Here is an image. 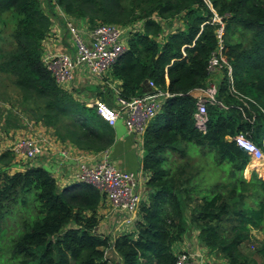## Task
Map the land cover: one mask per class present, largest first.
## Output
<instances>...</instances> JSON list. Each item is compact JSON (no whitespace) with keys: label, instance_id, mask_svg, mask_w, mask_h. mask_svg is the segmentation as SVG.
Instances as JSON below:
<instances>
[{"label":"trees","instance_id":"1","mask_svg":"<svg viewBox=\"0 0 264 264\" xmlns=\"http://www.w3.org/2000/svg\"><path fill=\"white\" fill-rule=\"evenodd\" d=\"M47 1L85 20L89 28L140 22L108 79L116 81L119 96L127 100L145 94L149 80L169 96L143 136L141 169L148 175L149 190L131 232L113 239L95 232L102 194L89 184L76 181L60 188L40 166L13 173L0 168V246L6 221L19 218L6 249L12 264H108L107 248L121 264H175L174 245L194 230L200 245L228 264H255L241 246L264 224V177L255 171L249 179L243 177L250 157L230 137L243 133L257 145L264 143V0ZM53 11L40 0H0V14L10 13L14 23L12 47L0 55V73L12 77L27 111L33 110L30 104L37 106L38 122L61 142L83 151L105 150L114 142L113 128L93 106L58 86L43 63V40ZM215 15L224 22L234 89L224 69L217 93L221 105L208 106L206 127L200 130L191 92L209 81L208 61L217 49ZM155 17H179L182 26L165 34ZM242 32L250 34L246 44ZM111 90L107 88L114 95ZM15 122L13 126L22 125L18 117ZM190 152L206 157L214 153L215 165L226 172L223 182L205 187L197 172L185 171L179 162ZM11 159L9 151L0 155L3 165ZM256 254L264 263V245Z\"/></svg>","mask_w":264,"mask_h":264},{"label":"built area","instance_id":"2","mask_svg":"<svg viewBox=\"0 0 264 264\" xmlns=\"http://www.w3.org/2000/svg\"><path fill=\"white\" fill-rule=\"evenodd\" d=\"M56 7L61 8L58 5ZM61 16L72 50L45 54L43 52L42 60L56 84L72 92H75L73 89L74 80L78 72L86 76H103L126 51V39L129 33L140 30V22L125 28L107 23L89 28L79 19L66 13H62ZM155 19L162 24L159 17H155ZM214 21L218 23L215 30L217 49L212 52L209 58L207 70L212 77L216 72H223L226 69L229 87L233 91L232 68L225 57L224 23L221 18L217 21L214 18ZM148 86L151 89L150 93L129 100L121 98L118 90L112 86L115 95L113 105H109L102 99L94 100L91 105L109 126L113 127L117 121L121 120L126 130L135 137L136 144L142 151L146 127L159 113L163 99L169 96L167 90L156 87L151 80L148 81ZM202 89L203 94L196 97L194 113L196 127L200 130H204L206 127L208 106L221 105L217 101V85L208 81L207 86ZM230 138L237 146L246 151L250 159L264 161V143L262 146L257 145L243 133H238ZM48 142L47 137L40 135L17 138L10 150L16 162H30L46 154L45 145ZM60 152L64 157L67 156L66 148H61ZM73 178L77 182L93 186L108 198L112 209L117 212L119 228L133 227L138 218L141 204V196L137 191L138 177L135 172L117 168L112 162L109 152L104 150L101 151L97 160L82 157L73 172ZM174 253L175 264H228L226 260L225 262H212L207 251L201 248L195 251L174 250Z\"/></svg>","mask_w":264,"mask_h":264},{"label":"crops","instance_id":"3","mask_svg":"<svg viewBox=\"0 0 264 264\" xmlns=\"http://www.w3.org/2000/svg\"><path fill=\"white\" fill-rule=\"evenodd\" d=\"M61 8L56 7L53 13H50V29L43 40V52L44 54L47 52H66L72 50L71 42L68 36V33L63 25V18ZM87 26L85 20H80ZM106 75V74H105ZM102 77V76H101ZM222 74L221 72H216L212 77L209 78V81L217 86L221 81ZM104 80L98 79L96 76H86L81 73H77L74 80V91L75 97L81 99L86 105L91 106L94 103V100L103 99L104 94H107V88L113 90L112 86L116 85V81H111L108 79V76L103 77ZM111 90V91H112ZM144 90L145 93H150L151 89L147 83L144 82ZM102 92L99 94L98 92ZM194 97H199L203 94V89H195L191 92ZM115 100V95H112L110 100H106L109 105H113ZM121 121V120H120ZM23 125V124H22ZM21 125V126H22ZM34 130L32 133L19 137H28V136H45L49 139V142L46 146V154L41 157H38L32 161H19L16 162L12 155V159L9 163H4L0 161V168L6 170L8 173L24 171L28 167L32 166H40L50 172L55 178L58 186L60 188H64L74 182L73 172L78 164V161L85 157V159L89 160H97L100 157L101 151L93 152V151H83L72 145L68 142H61L55 135L53 134V130L42 125L40 122L36 126H34ZM114 131V142L113 144L105 149L109 152L112 162L116 165L117 168L123 171H132L137 174L138 177V186L137 191L141 196V200H147L148 187L146 185L147 173H145L141 169V160L144 155V152L139 149L136 144L135 137L129 133L124 123L117 122L113 127ZM16 131V129L12 128L11 132ZM16 140V139H15ZM14 141H9L4 136V142H2L3 146L0 147V155L5 151H9L11 154V146ZM67 149V156L64 157L61 155L60 149ZM104 151V150H102ZM203 158V157H197ZM210 159V158H208ZM200 160V159H199ZM210 163V160H208ZM264 164V162H262ZM249 170H253L252 165L248 166ZM247 169V172H248ZM258 171V170H257ZM259 172V171H258ZM264 177V176H263ZM97 216L99 218V222L97 227L95 228V232L99 235L109 236L113 239L116 235L121 233V228L118 227V215L117 212L112 209V205L110 204L108 198L105 195H102V199L97 207ZM134 230L132 227L131 231ZM129 231V232H131ZM201 248L207 251V255L212 262H217L219 260H223L225 262V258H223L220 254L209 251L207 248H204L200 245V242L197 238V231H191L186 233L182 240L178 241L174 245V250H186V251H195ZM111 251L113 255L117 257V264H121V259L117 256L110 248L105 250L106 252ZM217 259V260H216Z\"/></svg>","mask_w":264,"mask_h":264},{"label":"rangeland","instance_id":"4","mask_svg":"<svg viewBox=\"0 0 264 264\" xmlns=\"http://www.w3.org/2000/svg\"><path fill=\"white\" fill-rule=\"evenodd\" d=\"M40 1L48 11H52L53 8L54 9L56 8L55 5L51 4L47 0H40ZM214 18L216 19V21L220 19L218 15H215ZM75 19L82 20L80 18H75ZM161 21H162L161 25L165 28L164 30L165 34L182 26L179 17H176L174 19L162 18ZM113 24L125 28L122 25L116 23ZM13 26H14L13 16H11L10 13L5 12L3 14H0V55L8 51L12 47V42H11L12 39L10 37V33L12 31ZM242 33L243 35L241 36V38L244 40L246 44L250 34L245 32ZM158 40L161 41L162 38L159 37ZM108 72L105 73L106 75L104 74L102 77H98V79L104 80L103 77L104 76L107 77ZM225 76L227 79V84L229 85L227 72L225 73ZM107 94H109L110 96L113 95V93L111 94L110 91H107ZM2 100L8 103L3 102ZM103 101L107 102L105 99ZM35 107L37 106L30 104L29 108L33 110L27 111L28 108L25 107V102L22 100L20 91L12 84V77L7 74L0 73V147L3 146L2 142H4V136L9 141H15V139L23 136L24 134L29 135L32 133V130L35 129L34 126L38 124V120H37L38 112ZM15 117H18V120H20V122L23 124L22 126L19 125L13 126L16 124ZM6 119L7 120L9 119V121L7 122ZM117 122H121V121L119 120ZM7 127L8 129H6ZM12 128L16 129V131L11 132ZM197 157H203V158L196 159ZM215 159H216V155H214V153H212V155H210L209 157H206L200 155V153L197 155L194 152H190V157H187V160H183L179 163L181 167L183 166L185 168V171L190 173L197 172L198 173L197 179L202 178L204 181L202 185L210 188L218 183L223 182L226 176V172H224L223 169L215 165ZM208 160H210V163L208 162ZM185 161L187 162L184 163ZM262 162L264 161L255 162L254 160L250 159L249 164L243 171V177L249 179L251 172L253 171L257 173L258 177H263L264 164ZM185 165H187V167H185ZM249 165H252L253 170L248 169ZM223 166L227 167L228 165L225 164ZM142 201L143 200H141V202ZM247 201H250V199H247ZM186 213L188 214V209H186ZM18 222H19V218L13 216L11 219L9 218L8 221H6L5 225L3 226V229L5 230L4 231L5 235L3 240L1 241V246H0V264H12L10 253L6 249H7V244L10 243L12 236L15 234V231L17 230L16 228ZM131 229L132 226L126 227L121 230V233H127L131 231ZM252 233H253V238L250 241H246L244 244H242L241 251L247 254L248 257L252 259V261H254L255 264H264L261 258L257 257L256 254L258 247L264 245V224L261 229L253 230ZM106 254L107 255H105V258L107 259L108 264H117L116 262L117 257L113 255L111 251L109 252L108 250ZM218 261L223 262V260H219V259Z\"/></svg>","mask_w":264,"mask_h":264},{"label":"bare ground","instance_id":"5","mask_svg":"<svg viewBox=\"0 0 264 264\" xmlns=\"http://www.w3.org/2000/svg\"><path fill=\"white\" fill-rule=\"evenodd\" d=\"M255 162H258V160H254Z\"/></svg>","mask_w":264,"mask_h":264}]
</instances>
